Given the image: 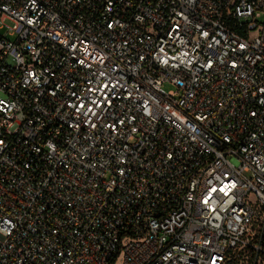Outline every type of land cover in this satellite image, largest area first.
I'll return each mask as SVG.
<instances>
[{"label":"built area","instance_id":"1","mask_svg":"<svg viewBox=\"0 0 264 264\" xmlns=\"http://www.w3.org/2000/svg\"><path fill=\"white\" fill-rule=\"evenodd\" d=\"M0 264H264V0H0Z\"/></svg>","mask_w":264,"mask_h":264},{"label":"rangeland","instance_id":"2","mask_svg":"<svg viewBox=\"0 0 264 264\" xmlns=\"http://www.w3.org/2000/svg\"><path fill=\"white\" fill-rule=\"evenodd\" d=\"M162 88H163L165 91H169V90L175 89L172 85L167 84V83L163 84V85H162Z\"/></svg>","mask_w":264,"mask_h":264}]
</instances>
